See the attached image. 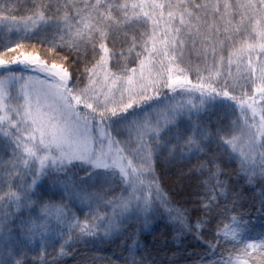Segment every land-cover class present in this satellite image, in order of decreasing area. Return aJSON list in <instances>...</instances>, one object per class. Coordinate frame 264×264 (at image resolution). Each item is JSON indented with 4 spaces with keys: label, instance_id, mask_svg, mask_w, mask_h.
<instances>
[{
    "label": "snow or ice",
    "instance_id": "1",
    "mask_svg": "<svg viewBox=\"0 0 264 264\" xmlns=\"http://www.w3.org/2000/svg\"><path fill=\"white\" fill-rule=\"evenodd\" d=\"M97 241L264 264V0H0V264Z\"/></svg>",
    "mask_w": 264,
    "mask_h": 264
},
{
    "label": "trees",
    "instance_id": "2",
    "mask_svg": "<svg viewBox=\"0 0 264 264\" xmlns=\"http://www.w3.org/2000/svg\"><path fill=\"white\" fill-rule=\"evenodd\" d=\"M252 223L256 226V230L259 231L261 228L260 221L255 214L251 217ZM164 230L161 229V232ZM171 239V237H166ZM151 240L152 238L149 237ZM191 243H195L192 241ZM201 250L195 247H188V252L198 254ZM123 248H118L115 244L104 243L97 241L94 244H88L87 247L82 246V254L78 257L80 260L87 262L90 260L93 264H107L108 261H112L113 264H120L121 253ZM186 264H191V261H186Z\"/></svg>",
    "mask_w": 264,
    "mask_h": 264
}]
</instances>
